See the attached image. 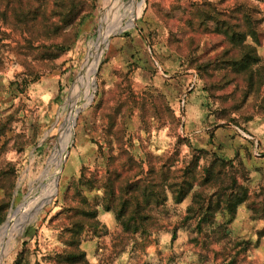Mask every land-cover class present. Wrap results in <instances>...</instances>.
I'll list each match as a JSON object with an SVG mask.
<instances>
[{"label": "rangeland", "instance_id": "1", "mask_svg": "<svg viewBox=\"0 0 264 264\" xmlns=\"http://www.w3.org/2000/svg\"><path fill=\"white\" fill-rule=\"evenodd\" d=\"M81 1L75 22L63 23V48L19 37L0 43V264H70L67 229L82 174L102 180L123 163L133 177L140 170L129 167L128 156L145 171L160 169L178 136L188 140L181 161L233 159L248 200L230 219L219 213L199 229L201 216L189 212L193 194L182 203L169 196L163 213L152 212L157 226L128 234L106 210L103 190L79 188L99 221L85 228L80 249L91 264H264V106L258 114L259 102L240 104V95L233 112L232 97L213 96L190 66L197 57L191 48L200 43L191 40L189 0ZM212 1L222 8L236 2ZM252 2L264 17V1ZM114 21L119 29L108 36ZM258 52L254 68L261 72L264 44ZM82 95L87 101L79 106Z\"/></svg>", "mask_w": 264, "mask_h": 264}, {"label": "trees", "instance_id": "2", "mask_svg": "<svg viewBox=\"0 0 264 264\" xmlns=\"http://www.w3.org/2000/svg\"><path fill=\"white\" fill-rule=\"evenodd\" d=\"M79 3L84 4L81 0H0V43L8 39L20 43L15 39L19 37L25 43H55L51 45L54 50L63 48L67 42L63 37V23L70 27L75 22L77 15L73 12ZM263 23L262 11L252 0H236L232 6L223 8L212 0H189L191 40L200 43L191 48L197 57L190 66L197 69L213 96L220 98V94L213 93L219 91L232 97L233 112L239 110L241 105L236 104L240 98V104L249 103L251 98L256 104L259 102L258 114L264 106V71L254 68L262 59L258 48L264 44ZM201 43L212 44L202 48ZM177 138L174 156L160 169L151 167L150 171H145L143 165L128 156L129 167L137 166L140 170L133 177L128 176L123 163L105 174L102 180L82 174L78 187L75 186V193L81 195L80 205L74 207L76 210L73 209L69 216L72 226L67 229V238L73 255L67 262L91 264L80 245L85 228L99 224L98 209L83 195V189L88 192L103 190L108 202L106 210L115 211L119 224L128 234L146 233L157 226L152 212L163 213L169 196L175 203H182L193 194L189 212L201 216L199 229L209 219H216L219 213L228 219L233 217L237 207L248 200L246 188L239 183L235 161L231 159L225 163L216 154L207 166H202L201 158L196 155L190 164L181 161L178 158L181 143L188 140ZM210 190L214 192L207 193ZM196 198H199L197 202ZM153 201L156 206L151 207Z\"/></svg>", "mask_w": 264, "mask_h": 264}, {"label": "bare ground", "instance_id": "3", "mask_svg": "<svg viewBox=\"0 0 264 264\" xmlns=\"http://www.w3.org/2000/svg\"><path fill=\"white\" fill-rule=\"evenodd\" d=\"M137 13V10H133V15L134 14H136ZM129 24V23H128ZM128 24H126V25H128ZM117 27V25H116V23H115V21H114V23L112 24V26H111V30L110 31H108V36L110 35V34H112L113 32H115V30H118L119 28H116ZM106 44H107V39L106 40H104V42H102L101 43V45H100V47H99V50H98V54H99V56L101 57L102 56V54H103V52H104V50H105V47H106ZM85 88H87L88 89V83H85ZM88 96V95H87ZM85 98V96L84 95H82V96H80L79 97V103L77 104V105H79L80 106V104H82L83 102H86L87 100L86 99H84ZM74 115H75V111H74V113H73V118H74ZM73 121V120H72ZM71 135H72V124H71V127H70V129H69V131L66 133V135L64 136V139H63V141H62V145H61V149H62V152L64 153V155H65V151H66V149H67V147H68V145H69V142H70V137H71ZM48 181L49 182H53L54 181V179L53 178H51V177H49L48 178ZM42 193H41V195H43V197H42V200L44 199V195H45V191L43 192V191H41ZM48 192V191H47ZM40 195V194H39ZM37 199V198H36ZM32 200V199H31ZM34 200V199H33ZM41 200V201H42ZM34 202V201H33ZM39 202V200H37V203ZM35 205V204H34ZM31 212V211H30ZM30 212H28V213H26V214H22L23 215V217L21 218V219H17V221H20V222H24L27 218H29V213ZM17 216L16 215H14L13 217H12V220H14L15 218H16ZM9 247H10V245H9Z\"/></svg>", "mask_w": 264, "mask_h": 264}, {"label": "water", "instance_id": "4", "mask_svg": "<svg viewBox=\"0 0 264 264\" xmlns=\"http://www.w3.org/2000/svg\"><path fill=\"white\" fill-rule=\"evenodd\" d=\"M83 108H80L78 111H76L75 115H74V118H73V121H75V118L77 117L78 113L82 110ZM64 160V159H63ZM63 167V162H61V165H60V169H59V173H58V179L60 177V170L61 168Z\"/></svg>", "mask_w": 264, "mask_h": 264}]
</instances>
